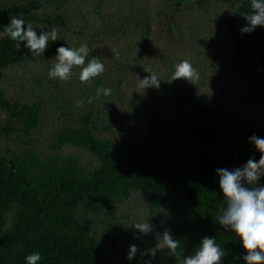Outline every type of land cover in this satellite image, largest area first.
I'll return each mask as SVG.
<instances>
[{
	"label": "trees",
	"instance_id": "16d2710c",
	"mask_svg": "<svg viewBox=\"0 0 264 264\" xmlns=\"http://www.w3.org/2000/svg\"><path fill=\"white\" fill-rule=\"evenodd\" d=\"M250 4L227 20L234 41L229 91L192 111L179 98L162 114L139 105L119 140L95 135L86 114L75 126L58 127L48 140L50 154L41 158L26 150L40 123V104L12 103L0 91L7 114L0 126V264H26L35 252L41 255L38 264H143L127 258L124 240L135 238L118 210L131 197L153 226L146 238L155 257L153 232L170 229L181 242L176 254L164 248L157 264H181L205 237L224 249L222 264H246L239 237L217 220L224 196L216 170L260 158L250 138L264 137V26L241 33ZM68 6L58 15H38L39 0L0 4V25L17 14L25 22L69 29L67 12L74 11ZM60 46L68 47L56 40L46 50L56 53ZM23 49L28 48L7 34L0 39V77L23 59ZM65 147L92 160L63 153ZM258 183L264 185V177Z\"/></svg>",
	"mask_w": 264,
	"mask_h": 264
},
{
	"label": "rangeland",
	"instance_id": "374dc122",
	"mask_svg": "<svg viewBox=\"0 0 264 264\" xmlns=\"http://www.w3.org/2000/svg\"><path fill=\"white\" fill-rule=\"evenodd\" d=\"M23 0H0L12 6ZM38 15H58L68 5L69 29L56 28L58 41L68 47L87 44L89 58L97 57L105 65V72L88 83L79 80L80 68L73 69L67 82L49 78L57 53L50 50L39 56L23 49V59L6 67L0 77V91L12 103L40 104V123L32 133V145L26 148L41 158L50 154V135L64 125L75 126L79 117L91 114V129L99 137L113 141L127 132L128 123L139 105H146L156 113H164L170 101L179 98L189 110L200 102L229 90L228 77L233 56V38L227 25L230 17L240 14L243 5L251 0H39ZM65 6H68L67 9ZM64 6V7H63ZM63 7V9H62ZM62 9V10H61ZM64 10V11H65ZM0 25V39L6 35ZM20 17V16H19ZM26 24L31 22H25ZM37 35L55 27L33 24ZM27 25H25V28ZM189 60L197 68L200 79L193 84L180 79L171 81L175 65ZM155 72L159 88L138 87L137 76ZM125 86L121 87V84ZM98 87L111 89V95L97 96ZM89 98L91 102H89ZM7 120L0 107V126ZM20 149V147H11ZM24 148V147H22ZM4 144L0 141V154ZM63 153L77 155L82 162L91 161L86 153L65 147ZM118 210L135 240H124L129 247L138 248L135 257L143 264L163 261L165 249H158L155 257L147 234L132 225L144 222V210L136 197L124 201ZM152 237L159 243V232Z\"/></svg>",
	"mask_w": 264,
	"mask_h": 264
},
{
	"label": "clouds",
	"instance_id": "9594fccd",
	"mask_svg": "<svg viewBox=\"0 0 264 264\" xmlns=\"http://www.w3.org/2000/svg\"><path fill=\"white\" fill-rule=\"evenodd\" d=\"M250 7L251 12L244 16L248 23L241 28L242 34L252 32L257 26H264V0H251ZM35 29L31 23L26 24L23 18L17 16L11 18L9 25L4 27V33L39 56L48 48L49 41L58 39V30L52 28L37 35ZM90 52L87 44H81L79 47H58L55 63L48 73L49 78L67 82L73 76L74 68H80L81 83H88L99 77L105 72V65L100 58H89ZM145 71L150 73V76L143 79L137 76L138 87L144 90L159 88L158 75L150 70ZM180 79L191 84L200 79L197 68L187 59L175 65L171 81ZM123 86L125 85L122 83L121 87ZM96 93L97 96L101 93L108 96L111 95V89L98 87ZM91 99L89 98V102ZM250 140L260 153L258 162L250 158L243 167L216 170L219 187L224 196L217 220L222 227L232 230L239 237L247 253L243 257L246 264H264V185L258 183L261 177H264V137L253 135ZM132 225L142 234H150L153 231V226L148 221ZM180 246L181 242L173 238L171 230L165 229L159 236L156 247L167 248L171 254H176ZM137 251V246L131 245L127 258L133 259ZM225 255L224 249L215 238L205 237L194 255L181 259V264H222ZM40 260V253L35 252L26 257V264H38Z\"/></svg>",
	"mask_w": 264,
	"mask_h": 264
}]
</instances>
